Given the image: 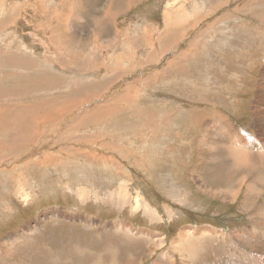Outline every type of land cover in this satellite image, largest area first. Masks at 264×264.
<instances>
[{"label": "rangeland", "instance_id": "1", "mask_svg": "<svg viewBox=\"0 0 264 264\" xmlns=\"http://www.w3.org/2000/svg\"><path fill=\"white\" fill-rule=\"evenodd\" d=\"M263 87L264 0H0V264H264Z\"/></svg>", "mask_w": 264, "mask_h": 264}, {"label": "bare ground", "instance_id": "2", "mask_svg": "<svg viewBox=\"0 0 264 264\" xmlns=\"http://www.w3.org/2000/svg\"><path fill=\"white\" fill-rule=\"evenodd\" d=\"M9 40V39H8ZM264 88V87H263ZM262 90V89H261ZM260 90V91H261ZM264 90V89H263ZM262 90V91H263ZM261 91V93H262ZM264 92V91H263ZM262 95L260 94L259 95V98L261 97ZM62 99V98H61ZM51 102V101H50ZM40 106V105H38ZM42 107V106H41ZM11 108V107H10ZM35 108V107H34ZM23 109V108H22ZM36 109V108H35ZM52 109V107L50 108ZM15 110V109H14ZM41 110V109H40ZM212 110V108H211ZM26 111V110H25ZM213 113V111H212ZM261 124H264V122L258 118L257 120V128L259 131H262L264 129L261 128ZM1 128V127H0ZM3 129V128H2ZM1 129V130H2ZM4 130V129H3ZM229 137H231L232 139H234V141H236L238 143V146H233V147H226L227 150L229 151V155L230 157L233 159V161H238L239 163H242L244 165H250L251 168H252V163L254 162V158L256 156H260L259 158L263 157L264 156V145H260L261 144V141L259 139V137L257 136L255 140H246L242 137H240L239 135L237 137H233L232 134H229L228 135ZM229 139V138H228ZM233 141V140H232ZM250 142H253L254 145H252ZM203 142H201L202 144ZM235 144V143H234ZM247 146V147H250L251 149H245L244 147ZM254 147V148H253ZM222 148V147H221ZM254 149L256 151H254ZM260 149V150H259ZM228 155V154H227ZM256 162V161H255ZM259 163V161H258ZM237 165V164H236ZM238 166V165H237ZM245 167V166H244ZM215 194V193H214ZM137 200H140L139 198ZM129 203V202H128ZM141 203V202H140ZM139 203V201L136 202V209H138L139 206H141ZM252 229V228H251ZM195 230L197 229H194L193 227H188V228H185L181 234H180V237H177V240H175L177 244H180L182 243L181 239L183 238L184 242L186 241V238H192V237H195L193 236L195 234ZM198 231V230H197ZM199 232V231H198ZM205 232V229H202V231H200V233H204ZM31 232H28V234H30ZM20 236V235H19ZM22 237V236H21ZM199 237V236H198ZM200 238V237H199ZM202 238V236H201ZM27 239V238H26ZM197 241V240H196ZM161 244L164 243L163 240L160 241ZM158 245V244H157ZM174 245V244H173ZM195 250V249H194ZM188 253H191V252H188ZM194 255V254H193ZM103 261V260H102ZM99 262V261H98ZM100 263V262H99ZM98 264V263H97Z\"/></svg>", "mask_w": 264, "mask_h": 264}, {"label": "crops", "instance_id": "3", "mask_svg": "<svg viewBox=\"0 0 264 264\" xmlns=\"http://www.w3.org/2000/svg\"><path fill=\"white\" fill-rule=\"evenodd\" d=\"M47 102L49 103V106H50V108H51V107H52V106H51V102H53V100H52L51 102H50V101H47ZM50 108H49V109H50ZM4 112H5V110H4ZM5 113L7 114V112H5ZM45 116H48V113H47ZM218 118H219L220 120L223 119L221 116H218ZM220 120H219V121H220ZM220 122H221V121H220ZM228 128H229V131H233L230 127H228ZM235 133H236V132H235ZM228 138H229L230 143H231L228 147H233L234 145H235V146H238V143H237L236 141H234V139H232V138L229 137V136H228ZM232 140H233V141H232ZM234 143H235V144H234ZM250 143H251L252 145H254L253 142H250ZM243 147H244V146H243ZM244 148H245V149H251L250 147H247V146H245ZM253 148H254V147H253ZM226 149H227V148H226ZM254 151H256V150L254 149ZM228 152H229V151H228ZM124 228H125V230H126L127 233H128V231H129V233H131V229H130L129 227L126 226V227H124ZM164 241H165V240H164ZM164 244H165V243H164Z\"/></svg>", "mask_w": 264, "mask_h": 264}, {"label": "water", "instance_id": "4", "mask_svg": "<svg viewBox=\"0 0 264 264\" xmlns=\"http://www.w3.org/2000/svg\"><path fill=\"white\" fill-rule=\"evenodd\" d=\"M51 215V213H45V214H42L38 219H37V222H42V220L47 217H49ZM32 223H36V220L30 222L29 224H27L26 226H24L22 229L18 230L17 232H14V234H12L11 236H16V235H19V234H22V231L27 228V230L30 229L31 226H36L35 224H32ZM32 224V225H31ZM24 233V231H23Z\"/></svg>", "mask_w": 264, "mask_h": 264}]
</instances>
